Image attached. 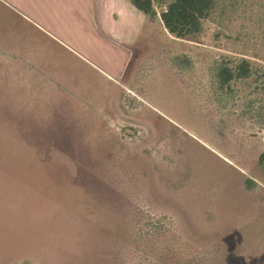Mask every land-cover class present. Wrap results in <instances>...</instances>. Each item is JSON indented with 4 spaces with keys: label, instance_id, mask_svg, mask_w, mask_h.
<instances>
[{
    "label": "rangeland",
    "instance_id": "obj_1",
    "mask_svg": "<svg viewBox=\"0 0 264 264\" xmlns=\"http://www.w3.org/2000/svg\"><path fill=\"white\" fill-rule=\"evenodd\" d=\"M155 19L116 83L1 12L0 264H264V0Z\"/></svg>",
    "mask_w": 264,
    "mask_h": 264
},
{
    "label": "crops",
    "instance_id": "obj_2",
    "mask_svg": "<svg viewBox=\"0 0 264 264\" xmlns=\"http://www.w3.org/2000/svg\"><path fill=\"white\" fill-rule=\"evenodd\" d=\"M1 12L25 20L46 37L45 43L47 39L54 42L58 51L70 53L86 66H95L116 83L123 78L136 46L150 42V30L158 21L129 0H0ZM5 46L8 54L15 52L30 67L40 66L42 71L48 70L55 76L67 75L62 70L55 73L48 69L51 65L43 58L27 53L24 57L16 48ZM75 67L69 76L81 74L79 66Z\"/></svg>",
    "mask_w": 264,
    "mask_h": 264
},
{
    "label": "trees",
    "instance_id": "obj_3",
    "mask_svg": "<svg viewBox=\"0 0 264 264\" xmlns=\"http://www.w3.org/2000/svg\"><path fill=\"white\" fill-rule=\"evenodd\" d=\"M151 19L159 18L166 31L179 39L191 40L202 31L203 21L214 8L215 0H129ZM159 6V10L157 9ZM248 63L242 60L238 70L221 65L217 75L221 86L228 85L233 78L248 75Z\"/></svg>",
    "mask_w": 264,
    "mask_h": 264
}]
</instances>
